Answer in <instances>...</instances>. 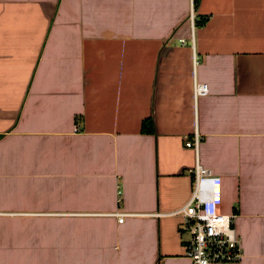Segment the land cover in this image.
<instances>
[{"label":"crops","instance_id":"0c3cea01","mask_svg":"<svg viewBox=\"0 0 264 264\" xmlns=\"http://www.w3.org/2000/svg\"><path fill=\"white\" fill-rule=\"evenodd\" d=\"M197 164L264 264V0H0V264H190Z\"/></svg>","mask_w":264,"mask_h":264},{"label":"built area","instance_id":"2783aa9c","mask_svg":"<svg viewBox=\"0 0 264 264\" xmlns=\"http://www.w3.org/2000/svg\"><path fill=\"white\" fill-rule=\"evenodd\" d=\"M191 21L193 16L191 15ZM206 85H196L195 95L204 96ZM199 136L186 141L185 147L198 148ZM193 188L188 202L176 212L183 227L189 233V240L184 245L185 257L190 264H234L241 261L243 252L238 236L234 216L221 214L219 206V187L208 181L212 173L200 165L193 172ZM121 193L116 188V201L119 204ZM117 222L124 221L126 214L115 213Z\"/></svg>","mask_w":264,"mask_h":264},{"label":"trees","instance_id":"16d2710c","mask_svg":"<svg viewBox=\"0 0 264 264\" xmlns=\"http://www.w3.org/2000/svg\"><path fill=\"white\" fill-rule=\"evenodd\" d=\"M197 2H198V0H194V4L197 3ZM195 24H196V23H195ZM196 26H197V24H196Z\"/></svg>","mask_w":264,"mask_h":264}]
</instances>
